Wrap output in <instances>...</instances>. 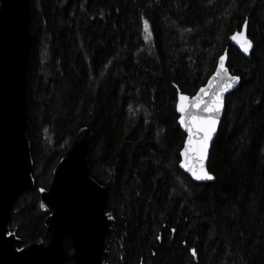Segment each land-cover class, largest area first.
Returning <instances> with one entry per match:
<instances>
[{
    "label": "trees",
    "instance_id": "1",
    "mask_svg": "<svg viewBox=\"0 0 264 264\" xmlns=\"http://www.w3.org/2000/svg\"><path fill=\"white\" fill-rule=\"evenodd\" d=\"M29 8L34 188L11 213L18 247L41 241L48 213L37 190L85 127L90 176L106 188L111 219L102 264H264V0H30ZM224 51L240 84L211 146L214 180L199 183L179 168L177 102L205 84Z\"/></svg>",
    "mask_w": 264,
    "mask_h": 264
},
{
    "label": "water",
    "instance_id": "2",
    "mask_svg": "<svg viewBox=\"0 0 264 264\" xmlns=\"http://www.w3.org/2000/svg\"><path fill=\"white\" fill-rule=\"evenodd\" d=\"M30 0H0V264H102L110 217L106 212V188L91 176L88 164V129L78 131L64 157L53 170L47 189L38 188L39 206L48 213L44 220L45 232L39 242L19 248L21 240L9 229L14 204L18 198L34 188L31 174L32 159L26 130V72L31 48ZM246 42V24L240 34ZM223 57V59H221ZM227 53L219 57L214 72L194 95L178 98L185 111L178 123L185 134L180 151L179 168L191 180H196L189 168L199 170L201 162L182 155L189 133L186 124L193 118L207 115L201 101H211L220 92L222 108L216 115V131L209 141L202 166L208 171L211 146L217 135L225 99L235 92L240 78L226 66ZM231 76L238 77L232 81ZM228 84L232 86L226 87ZM203 90V91H202ZM199 97V100L197 99ZM197 105H200L199 107ZM185 119L181 123V118ZM209 172V171H208Z\"/></svg>",
    "mask_w": 264,
    "mask_h": 264
},
{
    "label": "snow or ice",
    "instance_id": "3",
    "mask_svg": "<svg viewBox=\"0 0 264 264\" xmlns=\"http://www.w3.org/2000/svg\"><path fill=\"white\" fill-rule=\"evenodd\" d=\"M145 24L147 25V22H145ZM221 59H223V57H221ZM230 79L232 81H237L238 77L231 76ZM231 86V84H228L226 87L230 88ZM224 90L225 89H221L220 92L214 91L212 94L215 96V98L210 102L201 101L203 110L207 113V115L193 118L191 124L185 125L189 133V137L182 155L201 162V167L199 168V170H197L196 168H190L186 161L183 163V166L189 168L192 176L198 181L205 179L211 180L213 178L209 174V172L202 166V163L206 158L209 141L212 139L213 133L216 131V115L221 111L222 108L221 94ZM184 99L185 98L181 96V101H183ZM197 99L199 100V97H197ZM197 106L199 107L200 105ZM177 107L180 112L185 111V105L183 103H180L179 105H177ZM184 122L185 119L182 117L181 123Z\"/></svg>",
    "mask_w": 264,
    "mask_h": 264
}]
</instances>
